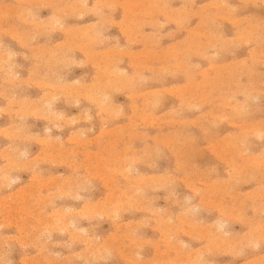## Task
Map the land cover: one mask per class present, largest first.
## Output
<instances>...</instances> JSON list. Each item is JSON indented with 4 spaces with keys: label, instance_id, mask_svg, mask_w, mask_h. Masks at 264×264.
Returning a JSON list of instances; mask_svg holds the SVG:
<instances>
[{
    "label": "clouds",
    "instance_id": "obj_1",
    "mask_svg": "<svg viewBox=\"0 0 264 264\" xmlns=\"http://www.w3.org/2000/svg\"><path fill=\"white\" fill-rule=\"evenodd\" d=\"M0 264H264V0H0Z\"/></svg>",
    "mask_w": 264,
    "mask_h": 264
}]
</instances>
